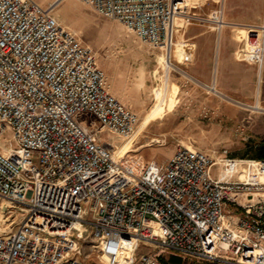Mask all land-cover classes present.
I'll return each instance as SVG.
<instances>
[{"label":"built area","instance_id":"built-area-1","mask_svg":"<svg viewBox=\"0 0 264 264\" xmlns=\"http://www.w3.org/2000/svg\"><path fill=\"white\" fill-rule=\"evenodd\" d=\"M61 1L0 0V199L23 212L0 233V264H264V159L182 144L162 164L116 157L137 114L53 14ZM80 1L168 60L176 19L231 25L185 0ZM244 29L240 53L260 68L264 23Z\"/></svg>","mask_w":264,"mask_h":264},{"label":"rangeland","instance_id":"rangeland-1","mask_svg":"<svg viewBox=\"0 0 264 264\" xmlns=\"http://www.w3.org/2000/svg\"><path fill=\"white\" fill-rule=\"evenodd\" d=\"M37 1L48 6L53 0ZM53 14L75 32L82 44L91 48L98 66L106 74L112 93L137 114L134 136L115 137L113 150L116 156L126 155L133 161L162 164L181 144L213 154L225 148L229 155L238 158H251V153L264 152L254 146L256 139L264 136V127H249L247 116L251 112L241 110L243 116L240 119L244 120L239 125L224 122L208 109L201 110L199 115L191 113L189 75L185 64L175 62L171 52V65L168 66L164 49L141 41L121 23L98 15L80 0H62ZM201 91L205 96L215 98L206 89ZM6 135L9 137L8 133ZM242 168L246 171L244 166ZM4 204L8 205L0 199V233L13 230L23 213L18 209L1 208ZM146 249L139 247L135 255ZM124 256L117 257V260ZM103 259L107 260L106 257ZM159 260L161 264L209 263L170 253H161Z\"/></svg>","mask_w":264,"mask_h":264},{"label":"crops","instance_id":"crops-1","mask_svg":"<svg viewBox=\"0 0 264 264\" xmlns=\"http://www.w3.org/2000/svg\"><path fill=\"white\" fill-rule=\"evenodd\" d=\"M185 3L195 4L201 13L221 8L224 20L231 23L216 31L197 23L183 25L180 18L175 21L172 52L175 62L185 64L189 75L191 113L199 115L201 110L208 109L224 122L239 125L244 120L240 119L241 110H245L251 112L247 116L249 127H264V59L259 68L240 53L246 33L244 25L264 23V0H185ZM180 29L182 32L177 34ZM201 89L215 98L205 96ZM228 100L241 105H233ZM256 106L261 109H254ZM255 142V147L263 149L264 136ZM251 156L264 159V152L251 153Z\"/></svg>","mask_w":264,"mask_h":264},{"label":"bare ground","instance_id":"bare-ground-1","mask_svg":"<svg viewBox=\"0 0 264 264\" xmlns=\"http://www.w3.org/2000/svg\"><path fill=\"white\" fill-rule=\"evenodd\" d=\"M173 41H174V39L172 40V43H171L170 52H171V56H172V58L174 59V54H173V52H172V44H173ZM166 63H167L168 66L171 65V62H170V60H168L167 57H166ZM254 109L259 110V109H261V108L258 107V106H256V107H254ZM135 129H136V128H135ZM134 134H135V130H134L132 136H134ZM132 136H130L129 138H131ZM129 138H127V139H129ZM113 152H114V150H113ZM114 155L116 156L115 153H114ZM116 157H118V156H116ZM6 207H10V206H9V205H5V204H4V205H1V208H6ZM3 210H4V209H3Z\"/></svg>","mask_w":264,"mask_h":264},{"label":"trees","instance_id":"trees-1","mask_svg":"<svg viewBox=\"0 0 264 264\" xmlns=\"http://www.w3.org/2000/svg\"><path fill=\"white\" fill-rule=\"evenodd\" d=\"M263 149H264V147H263ZM160 260H161V261H163V259H162V258H160ZM205 264H210V263H205Z\"/></svg>","mask_w":264,"mask_h":264}]
</instances>
